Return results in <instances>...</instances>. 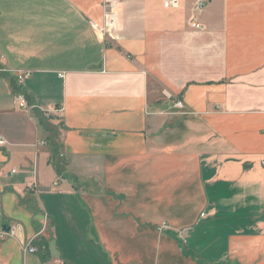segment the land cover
Instances as JSON below:
<instances>
[{
    "label": "crops",
    "instance_id": "obj_1",
    "mask_svg": "<svg viewBox=\"0 0 264 264\" xmlns=\"http://www.w3.org/2000/svg\"><path fill=\"white\" fill-rule=\"evenodd\" d=\"M178 1L0 0V264H264V0Z\"/></svg>",
    "mask_w": 264,
    "mask_h": 264
},
{
    "label": "built area",
    "instance_id": "obj_2",
    "mask_svg": "<svg viewBox=\"0 0 264 264\" xmlns=\"http://www.w3.org/2000/svg\"><path fill=\"white\" fill-rule=\"evenodd\" d=\"M120 2V0H105L104 2V7H105V21L102 25H98V28L104 32L105 34H109V36L111 37H117L116 35V30H118V3ZM165 6L167 7H175L178 6L179 1L178 0H165L164 2ZM204 6V1H200L199 4L196 6V9H201ZM195 26L200 27L201 25L198 23H194ZM24 83V76L20 75L19 76V84H21V86ZM19 103L20 106L23 108H28V103L27 100L25 98V95L23 94V92L20 93L19 95ZM176 106L179 108H183L184 104L182 101H177ZM5 139L2 135H0V145L5 144ZM56 185L59 184V181L55 182ZM28 251L30 252H35L36 251V247H29ZM50 264H65L62 261H58V262H52Z\"/></svg>",
    "mask_w": 264,
    "mask_h": 264
},
{
    "label": "water",
    "instance_id": "obj_3",
    "mask_svg": "<svg viewBox=\"0 0 264 264\" xmlns=\"http://www.w3.org/2000/svg\"><path fill=\"white\" fill-rule=\"evenodd\" d=\"M3 229H4V231H9L10 230V227L7 226V225H3Z\"/></svg>",
    "mask_w": 264,
    "mask_h": 264
},
{
    "label": "rangeland",
    "instance_id": "obj_4",
    "mask_svg": "<svg viewBox=\"0 0 264 264\" xmlns=\"http://www.w3.org/2000/svg\"><path fill=\"white\" fill-rule=\"evenodd\" d=\"M104 18H105V13H104ZM106 35H107V33H106ZM109 35V34H108Z\"/></svg>",
    "mask_w": 264,
    "mask_h": 264
}]
</instances>
